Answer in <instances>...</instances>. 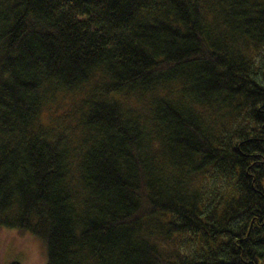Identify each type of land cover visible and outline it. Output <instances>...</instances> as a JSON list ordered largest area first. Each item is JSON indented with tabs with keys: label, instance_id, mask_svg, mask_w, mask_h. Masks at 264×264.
<instances>
[{
	"label": "trees",
	"instance_id": "obj_1",
	"mask_svg": "<svg viewBox=\"0 0 264 264\" xmlns=\"http://www.w3.org/2000/svg\"><path fill=\"white\" fill-rule=\"evenodd\" d=\"M2 228L45 264H264V0H0Z\"/></svg>",
	"mask_w": 264,
	"mask_h": 264
},
{
	"label": "rangeland",
	"instance_id": "obj_2",
	"mask_svg": "<svg viewBox=\"0 0 264 264\" xmlns=\"http://www.w3.org/2000/svg\"><path fill=\"white\" fill-rule=\"evenodd\" d=\"M17 261L19 264H45L40 242L29 233L17 229H0V264Z\"/></svg>",
	"mask_w": 264,
	"mask_h": 264
}]
</instances>
